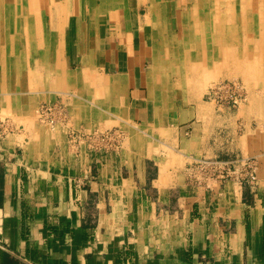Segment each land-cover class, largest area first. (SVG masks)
Masks as SVG:
<instances>
[{"label":"crops","instance_id":"1","mask_svg":"<svg viewBox=\"0 0 264 264\" xmlns=\"http://www.w3.org/2000/svg\"><path fill=\"white\" fill-rule=\"evenodd\" d=\"M69 24L60 65L38 56L23 64L19 87L0 85L4 96L20 93L0 98V112L71 94L61 99L68 125L22 117L0 134V264H264V131L251 122L261 106L223 118L211 106L161 104L149 31L123 36L99 22L85 31L82 58L76 19ZM112 127L125 143L106 155L69 137ZM258 153L256 186L196 181L188 169Z\"/></svg>","mask_w":264,"mask_h":264},{"label":"bare ground","instance_id":"2","mask_svg":"<svg viewBox=\"0 0 264 264\" xmlns=\"http://www.w3.org/2000/svg\"><path fill=\"white\" fill-rule=\"evenodd\" d=\"M169 1L171 3L176 0H0V85L4 88L5 86L14 87L15 84H8V82L3 80L8 79L10 82L13 79L15 81L18 80V78L22 76L23 64L32 62L35 57L45 56L48 58L53 55L54 57L58 56L59 60L60 56L64 54V49L62 47L66 40L65 34L63 33L64 29L66 26L69 27V23L72 21L74 22L75 19L78 32V51L79 54L82 55V58L88 55L84 40L85 31L88 29L87 27L94 28L99 22H103L101 21L103 20L102 18L106 21L108 20L107 22H109L112 32L118 33V35L127 36L130 30H134L133 22L137 23L136 29H142L146 33L149 31L153 41L152 55H154L151 72L153 71L155 75L161 77L158 83L162 90L165 87L167 88L168 84H170V81L166 80L168 77L172 74L176 75V73L182 74V72L185 71L184 68L193 63V60H195V62H201L194 63L188 68L192 70L193 68L194 70L199 68L196 73L199 72L202 76L203 69H206L208 63H213V61L216 62L220 59V52L221 56L223 55L222 61H231V63L235 64V61L232 62V60H237L235 58L237 53H239V49L234 50V48H232L231 50L229 48H223L220 50L224 46L235 45V39H239V29L231 27L233 28L230 29L233 36L229 39L227 38L228 35H226L230 33L227 31L229 27L222 29L218 26L221 21L217 17V14H225V11L241 12L242 14L245 12H249L250 14L251 12L254 13L253 17L247 18L248 20L246 19V28L249 27L248 29H250L251 32L245 39L246 43L240 46L245 47V49L242 47L244 50H241L247 61L248 59H257V54H259L260 58L264 57V18L260 17V14H264V0H196V5L190 7L189 10H187L186 16L184 15L182 35L177 38L174 37L172 32L168 33L169 28L167 25H164L165 16L163 14L165 12H170L168 11L170 8L173 7L175 9L176 7V4L172 5L173 2L170 4ZM140 5L147 6V12L143 21L139 18L141 13ZM179 6L183 7L184 4L178 3V7ZM35 10L36 12H34ZM198 14H204V16L198 17ZM213 14L215 15L214 18L209 16ZM72 16L75 18H72ZM89 18L92 21L90 26L87 24L88 22L85 24V21ZM135 19L137 21H133ZM209 24H212L213 28L210 29L207 27ZM241 27L245 28L243 26ZM170 30L172 31V28ZM222 30L228 33H222ZM208 31L211 32V34L208 33ZM56 39H58V42ZM134 51L136 52V50ZM229 53L230 55H228ZM238 59H240V57ZM45 63H48V61H45ZM252 63L253 62H251V66L249 65L248 67L244 65V67H247V71L245 70L246 68L237 69L234 66L232 68L236 70L231 68L235 70V72L238 70V75H242L243 79H246L247 84H242L245 89H247L246 91H248L244 104L249 99L250 90L248 89V83H251L249 79L255 77L258 72L261 73L258 67L254 65L255 62ZM216 68L217 67L214 68V72L219 71V69L215 71ZM78 73H80V76L83 74L81 71ZM184 75L186 77V74ZM190 75L192 74L190 73ZM198 77L196 79L199 80L201 76ZM189 78V80L193 79V77ZM60 80L63 81L64 78ZM200 80L199 83H195L197 86L199 84V87L201 86L200 83H202ZM3 82L5 83L3 84ZM195 84L193 83L194 86ZM237 86L239 85L237 84ZM190 88L191 87L188 89ZM201 88H196L195 91L198 92ZM156 92L154 93L156 94ZM199 96L195 97L198 98ZM251 101V103L260 102L256 101L255 98H252Z\"/></svg>","mask_w":264,"mask_h":264},{"label":"rangeland","instance_id":"3","mask_svg":"<svg viewBox=\"0 0 264 264\" xmlns=\"http://www.w3.org/2000/svg\"><path fill=\"white\" fill-rule=\"evenodd\" d=\"M172 2H171L172 5H175L176 4L175 9L173 8V11H175V12H174L173 15H169L168 17H164V23H165L164 25H167V27L169 28L168 33L169 32H172L174 34V37L177 38V37H179V36L182 35L183 17H184V15L186 16L187 10H189L190 7H194L196 5V0H176V1H172ZM169 3H170V1H169ZM178 3L179 4L181 3L182 5L184 4V6L183 7H180L179 6L180 7V9H179ZM140 9H141V11H140L141 13H140L139 18L143 21L145 15H146V12H147V6L140 5ZM34 12H36V10ZM224 13L225 14H223V13L222 14L220 13L219 15L217 14V17L221 21V22H219L220 25H218V26L221 27L222 29H225V27H227V28L229 27L227 31L230 32V33L229 34H226V35H228L227 38H229V39L231 38V36H233V34H232V32H231L230 29H233V28L239 29V33H238L239 39H235L236 44L233 45V46L231 45L232 47L230 45L229 46H224L220 50H222L223 48H227V49L229 48L231 50H232V48H234V50L239 49V53L240 54L237 53V56L235 58L238 61L237 60H232V62L235 61V64L234 63H231V61H227V62H226V60L225 61H222V56L223 55L221 56V52H220V56H219L220 59L218 61H216L218 63H216L215 61H213V63L212 62L208 63L206 65V69H203V72H202L203 73V76H202V74H199V72L196 73V71H198V69H199V68H196V66H195V68L197 70L196 69L194 70V68H193V70L191 68H188L190 65H192L194 63L201 62V61L195 62V60H193L194 61V62L192 61L193 63L190 62L191 64L188 67L184 68V70L185 71H188V72H185L184 71V72H182V74H177L176 73V75L169 74L171 76L168 77L166 80L170 81V84H168V87L167 88L165 87L163 90L161 89V92H163L164 94H159V96H158V97H160V103L161 104L165 103L167 105L168 104V101H170V103H172L171 105L176 106L178 108H183V107L190 106V105L191 106H196V105H203V104L206 105L207 104L206 106L213 107V109H214V111H215V113H216V115L218 117L220 116V117H223V118H230L231 116H234L237 113V111L239 110V108H242V107L248 105V103L250 105V103H251L250 100L252 98H255L256 101H260L257 104L260 105L262 109H261V111H260L259 114L258 113L257 114H254L253 113V115L251 116L252 117L251 119L253 120V121H251L252 122V126H253L252 128L254 130L264 131V98H263L264 97V77H261L262 75H264V73H259L258 72V74H256L255 77H251L249 79V82H251V83H248V89L250 90L249 91V101L244 104V101H245V99L247 97V94L246 93L248 91H246L247 89H245V87L242 84L244 83L246 85L247 82H246V79L245 80L243 79L242 75H238V72H237L238 70L235 72L236 69L235 68H232L233 66L236 67L237 69H245L246 68L245 70L247 71V67L249 65L251 66V62H253V63L255 62L254 65L257 66L260 71H261V69H264V60H262V58L259 57V54H257V56H256L257 59H253V60L248 59V61H247L245 59L246 58L245 55H243V52H242V50H244L245 47L244 46H240V45H242V44L244 45L246 43L245 42V39L248 37V34L251 32V30L248 29L249 27L246 28L247 27L246 22H247V20L249 18H251V17L254 16V13L251 12V14H250L249 12H245L244 14H242L241 12H234V11H227V12L225 11ZM199 16H204V14H202V15L201 14H198V17ZM209 16H212L214 18L215 15L213 14V15H209ZM260 17L264 18V14L263 15L260 14ZM69 18H71V17H69ZM102 19L103 20H101V21L106 22V25H107L106 27H108V25H109V22H107L108 20L106 21L104 18H102ZM133 21H137V20L135 19ZM87 22L90 25V23L92 21L89 18L87 20ZM226 22H228V23H226ZM136 25H137V23L136 22H133L134 28H136ZM241 26H243L245 28H242ZM207 27H209L210 29L213 28L212 24H209ZM231 27H233V28H231ZM171 28H172V31L170 30ZM244 29H245V31H244ZM212 32H214V31H212ZM221 32L222 33H228V32H225L224 30H222ZM205 33H207V32H205ZM208 33L211 34V32H209V31H208ZM214 34H216V33H214ZM212 35H213V33H212ZM243 39H244V41H243ZM241 41H243V42H241ZM238 42H240V43H238ZM64 44H65V42H64ZM64 44L62 46L63 49H64ZM237 44H238V46H237ZM242 47H244V49H242ZM228 55H230V53ZM239 57H240V59H238ZM236 63L238 64V66H237ZM32 64H34V63H32ZM58 64H59V61H58ZM213 64H214V67H213ZM244 65H246L247 67L246 66L244 67ZM215 67H217L215 71H217L218 69H219V71L214 72L213 70H214ZM231 68L232 69H235V70H232ZM228 70H229V72H228ZM193 72H195V73H193ZM190 73L192 75H190ZM184 74H186V77H185ZM198 74H199V77L201 76V78H202V79L200 78L201 80L199 79L200 82L202 81V83H200V85H201L200 87H199V84H198V86L196 85L197 82L199 83V80L196 79L198 77ZM209 74L212 75L213 77L210 76ZM189 77H193V79L191 78L192 80H189L190 79ZM186 78H187L188 82H187ZM20 80H21V77L18 78V80H16V83H14L18 87L21 85ZM4 81L5 82H8V79L7 80H4ZM230 81H235V82H237V84L239 86L241 85L244 88L245 99H244L243 103L240 106H238V108H235L234 101H235V98L237 96L235 93L228 92V94H227L224 91H222L221 94H218L217 93L218 92V89L216 88V86H219V84H221L222 82H223V85L225 87L227 85H232L231 84L232 82H230ZM193 83L194 84L196 83L195 86L193 85ZM191 85H193V86H191ZM189 87H191V88L188 89ZM196 88H198V89L201 88L200 91L198 90L199 93L195 91ZM213 88H215V89L213 90ZM8 91H9L8 89L4 90L5 96L0 93V98H2V97H6V98L7 97H16V96H19L20 95V93H18V91H15V90H14V92H8ZM58 92H60V93H58L59 94L58 95V102H61L62 103L61 99H63V97H65V98H70L71 97L70 94H66L62 90H58ZM186 94H187V96H186ZM200 94H202V95H200ZM195 96H199L200 98L198 97L199 98L198 99ZM209 96H211V97H209ZM212 97L213 98H216V101L219 104H221V106L226 107L225 114L220 113V111H218V107L213 102L210 101ZM186 98H187V100H186ZM44 104L45 105H53V103L52 104L51 103L50 104L49 103L48 104L47 103H43V104H40L39 106H37L36 108H33V109L29 108L28 109L27 103H25V105H24V103L23 104L21 103V104L18 105V106H20V108H19L20 111L19 112L16 111V110L15 111H13V110L1 111L0 112V134H3L4 135V134L8 133L11 128H14L13 126L12 127L10 126L11 124L9 125V122L8 121H10V119H15V120L19 121L18 124H20V122L22 121L20 118H22V117L25 118V119H27V118L30 119L31 118L35 122H37V123H39V124L47 127L50 130H54L55 128H57L60 125H62L63 123L57 122L55 124V126H54V125H52V124H50L48 122H45L40 117V107L42 105H44ZM251 110H252V112L255 111L254 108L253 109L251 108ZM255 113H256V111H255ZM17 116L19 117V119H16ZM65 123H67L66 125L69 124L68 116H67V119H66ZM189 124H187V125H189ZM184 126H186V125H184ZM72 132H77L80 135H82L84 138L90 136V134H88V133L83 134L84 132H82L80 130L78 131L75 128H72L70 130V132H69V137H70V135H71ZM190 132H191V128H187V132L185 133L186 136H189L190 135ZM103 133H117L116 136H113L115 138H113L110 141V142H114V143L113 144L106 143V142H109L108 140H106L105 142H101V141L96 142V141L84 140V142L87 141L88 144L91 146L90 147L91 150H93L94 152H96V153H98L100 155H106L108 153H111V152H113L115 150H119L120 148H123L124 147L125 135H124L123 131H121L119 129V127H112L110 129H108L107 131L95 132L93 135H100V134H103ZM71 140H73V139H71ZM261 155H262V153L261 154L258 153L257 155L248 156V157H254L255 160H256V162H257L258 161V157H260ZM237 157H244V156H235V158H237ZM235 158L233 157V159H235ZM202 159H207V160L217 159V160H223V161L231 160L229 158L228 159H221V158H202ZM199 160H201V159H199ZM192 165H195V163H193ZM257 166H258V162H257ZM190 167H191V165L188 167V169ZM244 183H246V182H244Z\"/></svg>","mask_w":264,"mask_h":264},{"label":"built area","instance_id":"4","mask_svg":"<svg viewBox=\"0 0 264 264\" xmlns=\"http://www.w3.org/2000/svg\"><path fill=\"white\" fill-rule=\"evenodd\" d=\"M232 82V85H227L226 87L223 85V82L219 84L216 88L218 89V94H221L222 91L231 93H235L237 96L235 98V108L240 106L244 99L245 93L244 88L240 85L237 86V82ZM215 88H213L214 90ZM211 97V96H209ZM213 102L217 107L220 113L225 114L226 107L221 106L216 101V98H211L210 100ZM218 104V105H217ZM64 105L61 102L58 104L53 105H42L40 107V117L45 121L55 126L57 122L65 123L67 119V114ZM117 133H103L100 135H90L84 138L77 132H72L70 138L73 139V142L90 140L96 142H105L108 140L110 143L113 144L114 142H110L113 136H116ZM119 136V135H118ZM119 138V137H118ZM96 144V143H95ZM257 162L254 157H237L231 160H207L201 159L198 160L195 165H191L189 168L190 174L195 177L196 181H200L201 179L207 180H214L219 183H223L228 180L241 182V183H249L251 186H255L258 182L257 176Z\"/></svg>","mask_w":264,"mask_h":264}]
</instances>
